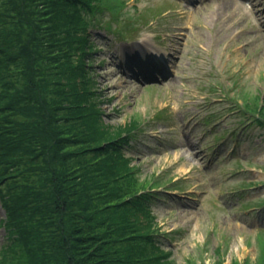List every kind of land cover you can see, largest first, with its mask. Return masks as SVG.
I'll use <instances>...</instances> for the list:
<instances>
[{"label": "trees", "instance_id": "16d2710c", "mask_svg": "<svg viewBox=\"0 0 264 264\" xmlns=\"http://www.w3.org/2000/svg\"><path fill=\"white\" fill-rule=\"evenodd\" d=\"M127 2L0 0V195L8 212L0 264L171 263L160 241L173 234L151 205L162 197L157 188L184 187L164 173L139 174L124 147L143 121L106 120L91 73L90 31H113ZM242 97V116L264 127V93ZM255 239L254 258L229 264H264V231ZM215 253L212 264H224L220 245Z\"/></svg>", "mask_w": 264, "mask_h": 264}, {"label": "rangeland", "instance_id": "374dc122", "mask_svg": "<svg viewBox=\"0 0 264 264\" xmlns=\"http://www.w3.org/2000/svg\"><path fill=\"white\" fill-rule=\"evenodd\" d=\"M222 2L128 0L113 31H90L105 119L146 121L124 152L142 176L164 173L186 189L159 187L163 196L151 205L160 228L173 234L160 241L170 264H212L219 245L224 264L254 258L255 236L264 231V207L251 206L264 200V127L240 112L245 92L264 93V0H243L247 7L228 30ZM216 113L215 125L205 124ZM7 218L0 195V251Z\"/></svg>", "mask_w": 264, "mask_h": 264}, {"label": "bare ground", "instance_id": "6f19581e", "mask_svg": "<svg viewBox=\"0 0 264 264\" xmlns=\"http://www.w3.org/2000/svg\"><path fill=\"white\" fill-rule=\"evenodd\" d=\"M219 1V0H218ZM222 4H219L220 7L219 9L222 10V14L221 16L219 15V18L221 19V24L224 27L225 30H228L229 28L231 27H235L238 25V17H234L235 15L239 14L242 15V8H246L247 6H244L243 5V0H222ZM226 9H230L231 11L228 13L226 12ZM251 9H252V5L250 6V8H248L247 11L251 12ZM228 13V14H226ZM256 19V17H255ZM223 29V28H221ZM147 41L146 42H141L139 43L140 46H143V45H146ZM138 52H136L135 54H137V59H139V57L142 55L141 51L139 49H137ZM160 58V57H159ZM185 145V149L187 150V152L191 153L190 152V146L186 143L184 144Z\"/></svg>", "mask_w": 264, "mask_h": 264}]
</instances>
